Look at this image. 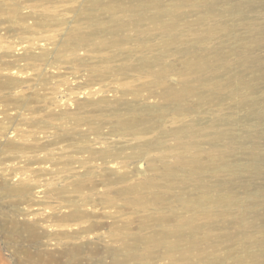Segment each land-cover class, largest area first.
<instances>
[{
  "label": "rangeland",
  "instance_id": "obj_1",
  "mask_svg": "<svg viewBox=\"0 0 264 264\" xmlns=\"http://www.w3.org/2000/svg\"><path fill=\"white\" fill-rule=\"evenodd\" d=\"M160 1L162 10L184 1L170 15L178 18V32L192 51V57L213 62L221 55L222 61L230 65L232 75H242L240 80H234L230 92L219 97L209 91L214 81H208V86L194 81V96L181 101L187 109L186 120L202 127L199 150L195 154L177 155V140L172 133H177L180 125L171 111L174 104L165 108L163 88L152 86L149 83L151 76L137 69V58L162 55L167 56L168 63L182 68L184 58L177 54V43L171 42L167 33L165 23L169 18L166 14L159 22L161 27H154L147 23L137 24L139 0H0V264H264V0ZM207 2L213 6L210 11L202 6ZM114 10L116 12L112 14ZM157 13L158 9L152 8L145 15ZM204 15L217 21L216 24L226 19L225 25L230 26L228 34L217 39L213 32L204 30V24L193 25L198 28L189 27ZM120 19L124 23L121 27L117 26ZM139 35L146 38L141 39ZM116 39L121 45L112 46ZM141 40L146 43L143 53L137 47ZM24 50L28 51L25 54L42 56V60L36 62L38 65H33L32 60H20ZM242 53L250 61V65L247 62L249 67L243 68L237 63ZM126 65L131 70L123 72L120 68ZM158 68L155 66L154 69ZM73 75L79 78H73ZM227 76L224 70L218 79ZM36 78L42 83L53 82L43 88L40 85V93L34 94L32 83H36ZM16 79L26 83L17 89L6 87V83ZM60 80H65L71 91L65 89V85H59ZM166 82L176 89L181 86L177 75L170 76ZM79 84L84 86L83 93L69 97L70 92L80 91L76 89ZM123 89L128 90L126 94L122 93ZM197 94L202 95L203 101L197 99ZM42 97H45L44 101L39 100ZM48 98L60 101L51 105ZM86 100L91 102L83 103ZM80 104L84 108H79ZM133 106L140 111L155 106L168 109L164 125L170 136L162 138L165 139L163 151L151 149L150 157L146 155L147 158L138 165L134 161L126 165L128 160L124 156L136 155L131 147H146L144 145L156 139L152 134L123 136L118 133L119 116L128 117L129 107ZM47 111L53 112L54 116ZM66 113L73 117L72 122L74 118L83 119L82 124L76 123L72 128L75 131L71 133V140L76 144L77 132L88 129V136L93 138L92 128L99 126L104 138L94 148L102 144V149L110 150L112 155L124 149L123 154L117 153L119 158L113 160L114 164L108 159L110 162L105 166L108 170L125 174L137 166L146 172L128 183L149 176L159 179L164 173L163 164L178 169L179 173H189L191 163L185 161L191 157H195L198 166L205 171L203 182L175 178L169 193L160 190L164 197L162 204L144 206L132 203L133 196L130 202L118 199L115 190L123 189L126 184L111 183L117 174L97 173L98 176L91 178L105 180L108 185L98 186L97 195H91V201L96 199L102 204L86 207L90 221L64 220L74 206L62 200L77 201L76 190L72 186L63 190L44 185L42 192H37L36 186L40 184L37 180H44L42 183L68 180L72 176L65 165L68 156L73 153L78 159L79 153L60 151L62 154H55V160L41 164L40 167L49 173L38 175L37 171H31L29 175L22 169L25 160L22 154L9 152L7 143L10 140L22 142L18 132L15 137L9 135L8 128L13 124L20 130L30 131L37 129L29 125L32 119L41 121L38 126H43L46 122L57 123L55 118ZM46 136L45 140H49V135ZM64 144L59 141L53 147L62 148ZM213 159H220L219 167H213ZM34 165L30 167L37 170V164ZM150 165L153 169L147 171L146 167ZM27 178L38 184L32 192L23 190ZM108 178H112L110 182ZM198 183H206L208 189L216 186L214 195H233L236 211L240 213L231 214L225 206L215 205L212 219L200 218L194 230L186 226L187 231L178 238L172 232L181 219L185 224L188 216L180 205L196 198ZM106 196L113 198L112 204L105 203ZM35 197L44 199L42 206L36 204ZM60 197L63 198L59 200ZM159 213L167 216L161 226L155 220ZM82 227L91 230L81 232ZM162 227L172 234L168 237L169 242L179 240L178 249L168 252L154 246L152 242L160 239Z\"/></svg>",
  "mask_w": 264,
  "mask_h": 264
},
{
  "label": "bare ground",
  "instance_id": "obj_2",
  "mask_svg": "<svg viewBox=\"0 0 264 264\" xmlns=\"http://www.w3.org/2000/svg\"><path fill=\"white\" fill-rule=\"evenodd\" d=\"M139 1L140 2H139L138 8H137V13H136L137 17H138V20H137L138 23L137 24L141 25V24L147 23V24H152L154 27H161V23H159V22L162 21L161 17L163 16V14H166V17L169 18L168 21H166V23H165L166 27L168 28L167 33L170 37L171 42L177 43L176 44L177 54L181 55L184 58V60L181 62L182 68L181 67L176 68L175 67L176 65L173 66L172 64H170L166 61V59H167L166 55H162V56H158V57L154 56L153 58H144V59L137 58V61H138L137 69L138 70L140 69L141 72L143 71V73L148 75L149 77L151 76L152 79L150 80L149 83L152 86H154V87L159 86V87L163 88L164 91H163L162 96L165 99V106H164L165 108H168L169 105L174 104V107L171 109V111H173V113H174L173 115H175V120L180 125V127L178 126L179 129H178L177 133H175V132L172 133V135H175V138L177 140V147H175V149H176L175 152L176 151L179 152L177 155L181 156L182 153L195 154L198 152L197 150H199V140L202 136V127H198V126L194 125L190 120H186V116L188 115L187 109H185V107L183 106L181 101L182 100L184 101L185 99L194 96L192 94L193 93V85L192 84L194 81L195 82L197 81L200 85H205V86H208V81H214L211 84L209 91L211 94L219 97V96H221L227 92H230L234 80H236V81L240 80L239 78H241L242 75L241 74L232 75L230 65L228 64L227 61H222L221 55H217L213 62H209V61H207L201 57H198V56L192 57V55H191L192 51L188 47L187 43H185L181 39V35L178 32L179 27H180L178 18L174 19L173 16L170 15V13H173L176 10H178L179 7L177 8V6L183 5L184 1H180V3L176 2V4H175L176 7H170L167 10L161 9V1L160 0H139ZM202 6H204L205 9H207L208 11L212 10V8H213V6L210 2L203 3ZM118 7L119 6H116V9H119ZM152 8L158 9L157 15H155V14L153 16L145 15V12H148ZM115 12H116V10H114L112 12V14H114ZM237 14H239V12ZM212 15H213V13L211 14V16ZM210 18L211 17L208 15H204L202 17H199L195 23L189 24V27L198 28V27H193V25L204 24V27H205L204 30L213 32V34L217 37V39H219L221 36H225L228 34V32H229L228 30H229L230 26L225 25L227 23L226 19H221L219 21L220 23L216 24L217 21H214L213 19H210ZM213 18H215V17H213ZM112 20H113V18H112ZM119 21H120V23L117 22L118 23L117 26H119V27L123 26L124 23L122 24L121 19ZM163 28H165V26ZM139 37L141 39L146 38V37H142V35L141 36L139 35ZM123 41H125V40H123ZM136 41L138 42L139 40H136ZM66 45H67V42H66ZM66 45H64V47L68 48ZM68 45H69V43H68ZM111 45L112 46L121 45L120 40L117 41V39H116V41H114ZM145 46H146V43L144 42V40H141L139 42V44H137V47H139L138 49L140 50V53L144 52ZM133 51H136V50H133ZM27 52H28L27 50L23 51V56L20 57V60H22V61L23 60H32L33 65H35L37 61L42 60L41 59L42 56L40 57L39 55H36V54H29V55L25 54ZM72 53H73V51H72ZM187 56H190V58H188ZM247 59L248 58H246V55H244L242 53L240 55V58H238L237 63L240 65V67H243V68L249 67L250 61L248 62ZM247 62L249 65L247 64ZM36 65H38V64H36ZM47 65L50 66L51 62L48 61ZM155 66L159 67L158 70L154 69ZM177 67H179V66H177ZM120 69L123 70V72L124 71L127 72V71L131 70V69H129L128 65L121 66ZM224 70L226 71L228 76L225 77L224 79H218L220 73ZM241 71H245V70L242 69ZM172 75H177V77L179 78V82H181V86L177 89L173 88L171 86V84L166 82L168 80V78ZM224 75H225V73H224ZM74 77L79 78V76L73 75V78ZM80 77H83V76L81 75ZM36 79H39V78H36ZM36 79H35L36 83H32V88L34 90L33 91L34 94L40 93L39 89L43 88L42 86L46 85V87H47V86H49V85H47L49 82L50 83L53 82V81H49L48 83H42L40 81V79L39 80H36ZM216 79H218V81ZM221 80H223V81H221ZM24 83H26V82L16 79L15 81L12 80L11 82L6 83V87L9 89H17L19 87H22V85ZM59 83H58L59 85H61V84L65 85L67 82L65 80H62V81L60 80ZM40 85H41V87L38 88ZM79 85H78V87H76V89H78L80 91L70 92L69 97L72 98L76 95H80L83 93L82 88L84 86H81V85L79 86ZM52 88H50V89H52ZM57 88H59V87H57ZM57 88H56V90H57ZM64 88L71 91L70 88L67 87L66 85ZM46 89H48V88H46ZM71 89H75V88H71ZM53 91H55V89ZM92 91H94L97 94L99 93V90H97V89H93ZM127 91L128 90L123 89L122 93L126 94ZM39 95H37V97ZM94 95H96V94H94ZM197 95H198L197 99L200 102L203 101L202 95H200V96H199V94H197ZM79 98L81 99L82 96H80ZM39 100L44 101L45 97H42V100L41 99H39ZM88 100L84 101L83 103H85V104L88 103ZM59 101L54 100V98L49 99V103L51 105H53V104L55 105V103H57ZM61 101H62V99H61ZM90 102L91 101H89V103ZM71 105H74V104H71ZM81 105L82 104L79 105V108H84V106L80 107ZM76 107H77V104H76ZM164 107H162V108L160 106L159 107H157V106L147 107V108H144L143 110L140 111L139 108L137 109L133 106V107H129V116L128 117L119 116V118L117 120V127H119V130H118L119 134H121L123 136H125V135L126 136H128V135L135 136L136 134H140V135L152 134L156 138L155 142H153V143L148 142L147 145H144L146 147H141V146H140L141 148L131 147V148H133L132 150H134L133 153L136 155L129 156L131 154H127V155L124 154L125 155L124 157L128 160L125 163L126 165L129 162L131 163L132 161H134L138 165L142 159L144 160L145 158H147L146 155H148V153H150L151 149H160V150L164 149L163 144L165 142V139L168 136H170L167 128L164 125L165 117L168 114V109H165ZM47 112L49 115L54 116L53 112H49V111H47ZM55 119H56L57 123H50V122L45 121L46 123L43 126H38L39 123H41V121L32 119V122H30L29 125L37 128V129H32L30 131L25 130V129L20 130V128L18 129L16 127L17 125H14V124L9 128L7 127L9 135L11 133V137H15V135H17V132H18L17 136H21L20 138L22 139L21 143H13L10 140V142L7 143V147H8L9 152H14V153L19 152L22 154L21 157H23L25 159L24 164L22 165V169L25 173H27V172L29 173L31 171H33V172L37 171L38 175H39V173H40V175H43V173L48 171V170H45V168H41L40 166L43 162H47L50 159L55 160L54 159L55 154H57V153L59 154L61 152H65V154H66V152H74V151L79 153V157H77L78 159H76L75 158L76 156H74L72 153V155L70 154V156H68L69 160L67 161V164L64 163L65 165H67L66 167H67L68 173H70L72 175V176H70V178L68 180L67 179L65 180V178H64L65 181L61 180V179H56V181L53 180L54 182H52V183H51V181L50 182L47 181V182L42 183L44 180L43 181L37 180L40 183L38 185L36 183H32L31 182L32 179L30 180V178H27L26 180H28V181L23 182V185H24L23 190L25 189V190L31 191V192H32V190L34 191L36 187L38 188L37 192H40L41 190H43L42 187L44 185H54V187H56L58 189H63V190H66L67 187L72 186L73 189L76 190V193L78 194L79 199L77 201L71 200L70 198H64L62 200L64 202H66L68 205L74 206V208L72 207L73 209L70 211L69 215L67 216L68 218H64V220L69 221L71 219V220H76V221H79L82 223L87 222L90 219L89 218L90 215H89V212L87 209L89 207H87V206L88 205L95 206L98 204H102V201H97L96 199L91 201V195H94V196H95V194L97 195L96 192L98 191V188H97L98 186H100L102 184L108 185V184H106L105 180H104L105 181L104 182L102 180H97V179L91 178L92 176L94 177L97 173H101V172L103 173L104 172L105 175H107L106 173H111V174H115V175L117 174L114 181L112 179L113 177L110 178V179H112L111 183H113V184H117V183L126 184L125 186L123 185L124 186L123 189H116L115 190L117 192L116 195H117L118 199L120 198V199H124V201H126V202H128V201L130 202L131 196H133L132 203L135 202L136 205L138 204V205H144V206H147V204H149V203L152 206H158V205L162 204L164 197L160 193V190H167L166 193H169L170 186L171 185L173 186L175 183L174 182L175 178H183V179H187V180L191 179L193 181L198 180V182L199 181L203 182V176H204L205 171L198 166V162L195 159V157H191V158H189L190 160L185 161L186 163H191L189 173L184 172V171H181V173H179L180 171L178 169L165 167L163 164V167L165 168L164 173L160 176L159 179H157L153 176H149V177H144L142 180L139 178L138 182L128 183L129 180H131L132 178L134 179V177H137L141 173H144V172L140 171L139 167H137V166L134 169L130 168V170L125 172V174H121V173H119V171L108 170L107 167H105L106 164H108L111 160H112V163H113V160L116 161V159L119 158V157H117V153L123 154L124 149H122L121 152L118 150L119 152H116L115 154L112 155L110 153V150L102 149V144H100V147H96L97 149L94 148V146H96L97 143H102V138H104V136H103L104 133L102 134L99 126H95L92 128V131L95 134L93 138H90V136H88V133H89L88 129H87L88 131L86 129L85 130L83 129L80 132H77V134H78L77 141L78 142L76 141L77 142V144H76L73 140H71V137H72L71 133H73V131H75L72 128H74L73 126L76 123L82 124L83 119L81 117L74 118L75 121L77 120V122H75V121L72 122L73 117L71 118L70 116L67 115V113L65 116L57 117ZM98 125H99V123H98ZM140 126H144V127L141 129ZM136 130H138V131H136ZM20 131H22V134H20ZM15 132H16V134H15ZM41 133H43L44 136L41 135ZM37 134H40V135H37ZM0 135H2V134H0ZM46 135H49V137H50L49 140H45V139H47ZM74 136H75V134H74ZM162 138H165V139H162ZM69 140L71 142H69ZM59 141L65 142V144L63 146H61L62 148L53 147ZM14 142H16V141H14ZM57 158L61 159V157H57ZM163 158H165V157L163 156ZM108 159L109 160L111 159V160L109 161ZM99 160L101 161L100 163H99ZM102 160H103V163H102ZM219 161H220V159L219 160L213 159V167H215V168L219 167V163H221ZM75 163H77V165ZM182 163H183V161H182ZM31 164H35V165L37 164V166L35 167V168H37V170H33L30 167ZM43 164H42V166H43ZM74 164H75V166H74ZM111 166L114 167L115 165H111ZM38 167H40V168H38ZM140 167H143V165ZM146 168H147V171L152 170L153 166L150 165V166H147ZM222 170H224V169H222ZM47 173H49V172H47ZM144 174H146V172ZM29 175H30V173H29ZM65 175H66V173H65ZM96 176H98V175H96ZM71 177H73V178H71ZM110 179H109V182H110ZM169 180H172L171 184L169 183ZM60 181H62L64 183H62ZM35 185H38V186L35 187ZM215 187L216 186H210L208 189L206 183H204V184L198 183L197 184V196H196V198H191L187 201H184L180 205L182 211H184L185 213H188L187 220H186L185 224H183L184 221L181 219V221H179L177 229L174 232H172L173 234H175L178 238H181L183 236L184 232L187 231L186 226H188V228H192V230H194L196 228L195 224L197 223V221L200 218L212 219L214 216V206L215 205L225 206L227 208V211L231 214L240 213V212L236 211L237 206H236V202H234V200H233V195H231V194H227V195L226 194H216V195H214V191H216ZM100 188H99V190L102 189V188L101 189ZM71 192H70V194H71ZM63 195H64V191H63ZM68 196H70V195H68ZM100 196H102V194ZM62 198L60 197L59 200H61ZM96 198H97V196H96ZM75 199H77V198H75ZM43 200H41L39 197V199H37V201H36L37 202L36 204L39 206L40 205L42 206L44 203ZM104 201H105V203L110 204L113 201V198L112 197L109 198V196H106ZM61 207H65V206H61ZM42 216H44V215H42ZM166 218H167V216L165 217L164 214H160L159 217L155 218V220H156V222H160L159 225L161 226L164 224ZM169 218H171V217L169 216ZM62 225H64V224H62ZM164 227H162L160 229V232H161L160 239L156 240V242L153 241L152 243H154V246H156V247L158 246L161 248H165L168 252H171V251H174L175 249H178L179 240L175 241V242H172V241L169 242L170 240L168 241V237L172 234H171L169 229H168L169 230L168 231ZM80 229L81 228H79L78 230H80ZM89 230H91V229L85 227V228L81 229L80 231L81 232H88ZM171 231H173V230H171ZM81 232L79 234L82 235ZM145 263H143V264H145Z\"/></svg>",
  "mask_w": 264,
  "mask_h": 264
}]
</instances>
